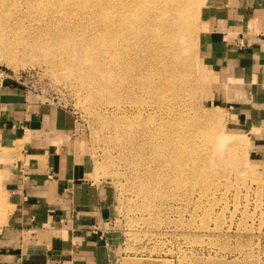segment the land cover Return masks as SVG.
I'll list each match as a JSON object with an SVG mask.
<instances>
[{"label":"rangeland","instance_id":"1","mask_svg":"<svg viewBox=\"0 0 264 264\" xmlns=\"http://www.w3.org/2000/svg\"><path fill=\"white\" fill-rule=\"evenodd\" d=\"M222 2L0 0V85L65 122L56 143L106 188L114 264H264L261 133L209 62ZM2 140L0 233L26 139Z\"/></svg>","mask_w":264,"mask_h":264},{"label":"crops","instance_id":"2","mask_svg":"<svg viewBox=\"0 0 264 264\" xmlns=\"http://www.w3.org/2000/svg\"><path fill=\"white\" fill-rule=\"evenodd\" d=\"M213 6L209 20L219 29L208 41L210 67L233 81L227 100L239 122L258 128L256 148L264 153V0ZM14 93L0 85L2 141L14 146L26 139L7 171L10 211L0 233V264H114L106 188L89 180L74 147L56 143L65 122L53 108L14 100ZM28 113L36 119L21 125Z\"/></svg>","mask_w":264,"mask_h":264}]
</instances>
